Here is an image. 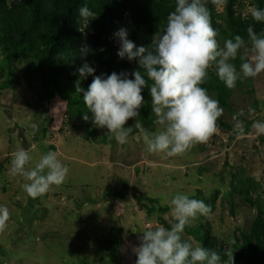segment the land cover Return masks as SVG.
<instances>
[{
	"label": "rangeland",
	"instance_id": "obj_1",
	"mask_svg": "<svg viewBox=\"0 0 264 264\" xmlns=\"http://www.w3.org/2000/svg\"><path fill=\"white\" fill-rule=\"evenodd\" d=\"M212 1L223 17L224 0ZM253 7L264 9V3L241 0L237 10L244 18L251 16ZM120 28L142 46L146 39L142 28L129 20L118 23L115 32ZM227 39L217 38L221 47ZM240 54L250 55L245 48ZM231 62L239 71V57ZM24 69L16 66L18 85L0 87V205L10 212L0 229V264H135L143 232L161 226L160 219L166 227L176 222L170 201L177 192L211 206L208 216H198L189 226L207 227L219 246L232 251L234 264H249L242 236L257 222L264 229V133L253 127L264 122V72L227 87L226 107L219 104L223 114L218 120L228 129L217 124L206 143L168 157L147 152L143 135L135 129L128 143L120 145L106 128H96L92 114L85 120L59 99L44 114L42 99L27 86ZM209 72L217 77L214 67ZM207 91L218 100L215 90ZM34 124L39 128L35 135ZM143 127L154 131L156 126ZM91 131L93 140L88 136ZM19 147L33 156L30 166L42 154L55 152L69 169L65 182L42 196L29 197L23 178L10 173ZM122 182L128 184L125 191ZM138 196L157 200L169 212L149 215L136 203ZM183 238L200 246L185 232Z\"/></svg>",
	"mask_w": 264,
	"mask_h": 264
},
{
	"label": "clouds",
	"instance_id": "obj_2",
	"mask_svg": "<svg viewBox=\"0 0 264 264\" xmlns=\"http://www.w3.org/2000/svg\"><path fill=\"white\" fill-rule=\"evenodd\" d=\"M207 4L208 0H176L163 32L153 37L154 49L137 46L128 38L125 28L115 32L114 37L119 41L117 56L136 61L137 70L95 75L96 68L86 60L77 70L82 79L93 76L86 91L79 82L76 91L83 93L94 125L106 128L107 135L120 145L128 143L133 126L143 135L149 153L175 157L196 144L206 143L217 131V120L223 114L219 101L202 87L208 79L209 68H215L217 77L228 88L234 87L238 79L255 78L264 72V34L258 35L249 26L250 47L240 35L227 39L221 47ZM78 11L85 21L94 16L87 5ZM250 14L254 21L264 22V9L253 7ZM242 48L250 55H241ZM89 52L90 49L83 46L79 55L83 59ZM237 57L241 60L239 71L231 62ZM149 80L152 81L154 131L145 129L137 120L145 102L142 92L148 88ZM83 118L89 119L88 115ZM130 119L135 120L134 125L126 126ZM237 127L243 132L242 124L238 123ZM253 127L264 133V122L258 121ZM32 129L33 135L39 132L35 124ZM32 161L30 151L19 147L13 153L10 166V173L25 181L22 188L29 197L42 196L67 179L69 169L55 152L42 154L35 165L30 166ZM170 204L176 222L170 227L161 225L143 232L135 264H224L218 251L193 246L183 238L186 226L198 216H208L211 206L184 192L174 194ZM9 216L8 207L0 205V229L5 227ZM224 255L228 257L227 264H234L231 250H226Z\"/></svg>",
	"mask_w": 264,
	"mask_h": 264
},
{
	"label": "trees",
	"instance_id": "obj_3",
	"mask_svg": "<svg viewBox=\"0 0 264 264\" xmlns=\"http://www.w3.org/2000/svg\"><path fill=\"white\" fill-rule=\"evenodd\" d=\"M240 1L224 0L223 17L215 11L212 0L208 2L207 7L212 26L218 30V36L234 39L236 35H240L248 42L249 26H252L258 35L264 34V22L258 23L252 16L243 18L237 10ZM261 1L264 3V0ZM84 5L94 13L88 21L79 17L78 10ZM175 5L176 0H0V87L6 89L18 85L16 66L24 65L26 84L39 93L44 104V114L58 99L63 101L67 108L75 109L77 114H92L84 104L83 93H78L76 88L79 82V86L86 91L93 76L82 79L77 70L85 60L96 68L95 75L131 73L137 70L136 61L130 62L117 56L119 44L114 37L116 25L128 20L133 22L145 32L146 39L142 46L154 49L153 37L164 30L167 17ZM221 23L226 25V28H223ZM83 46H87L90 52L82 59L79 50ZM208 74V78L212 80L207 79L202 87L215 90L219 104L226 107L227 86L219 78L210 76L209 70ZM151 86L152 81L149 80L148 88L142 92L145 102L139 110L140 116L137 117L146 128L155 125V116L151 111ZM129 121L134 125V119ZM217 124L228 129V126L219 120ZM96 128L100 130L99 127ZM88 136L93 140L94 132H89ZM127 187L128 184L122 182L124 191ZM115 196L120 199L125 197L118 193ZM134 199L149 215L156 210L160 213L169 212L167 206H159L155 199L140 196ZM143 202L148 206H144ZM230 208H233L232 202ZM159 224L166 227L162 219ZM184 232L192 236L200 246L218 251L224 264H227L225 250L211 237L207 227L186 226ZM242 240L243 246L250 253L248 263L264 264V229L261 222L253 224L250 231L243 234Z\"/></svg>",
	"mask_w": 264,
	"mask_h": 264
}]
</instances>
